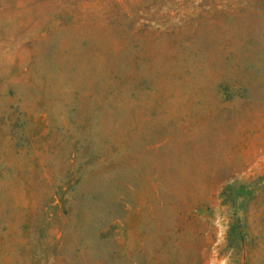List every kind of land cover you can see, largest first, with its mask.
Wrapping results in <instances>:
<instances>
[{
	"label": "rangeland",
	"instance_id": "rangeland-1",
	"mask_svg": "<svg viewBox=\"0 0 264 264\" xmlns=\"http://www.w3.org/2000/svg\"><path fill=\"white\" fill-rule=\"evenodd\" d=\"M0 264H264V0H0Z\"/></svg>",
	"mask_w": 264,
	"mask_h": 264
}]
</instances>
